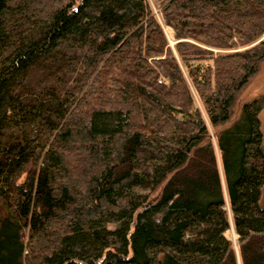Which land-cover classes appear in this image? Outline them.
Listing matches in <instances>:
<instances>
[{
  "label": "trees",
  "instance_id": "trees-1",
  "mask_svg": "<svg viewBox=\"0 0 264 264\" xmlns=\"http://www.w3.org/2000/svg\"><path fill=\"white\" fill-rule=\"evenodd\" d=\"M155 1L0 0V264H264V0Z\"/></svg>",
  "mask_w": 264,
  "mask_h": 264
},
{
  "label": "rangeland",
  "instance_id": "rangeland-1",
  "mask_svg": "<svg viewBox=\"0 0 264 264\" xmlns=\"http://www.w3.org/2000/svg\"><path fill=\"white\" fill-rule=\"evenodd\" d=\"M147 1L150 2L152 11L155 13L160 24H162L169 45L173 46L176 41L173 35V31L169 26L163 23L161 14L160 12H158L159 5L157 1L155 0H147ZM62 61H63L62 56L58 52V54H54L52 57L46 59V61L40 62L39 65L30 72L29 77L26 80L25 83L26 84L25 88L27 91L26 94H30L35 97L37 96L38 99H41L42 98L41 95L43 94L42 93L43 89L47 90L48 87L53 86L57 90V92L60 93L61 96H63L66 88L69 87V85H71L73 81V77L69 75L66 76L63 74ZM257 66H258L257 71L250 77L246 85L243 86L240 89V91L237 93L234 103L230 108L231 118L229 121H232L238 115V112L240 111L242 105L246 103L247 100L258 98V96L264 97V59L261 60ZM181 69L183 70L186 80H188V69H186L183 64H181ZM58 76H59V80L57 79ZM190 87H191V92H193L195 104L197 105L202 115L204 116L206 121V126L209 129L210 136L211 138H213L215 132L218 131L219 129H222L226 123H224L223 125H219L217 127H213V126L211 127L208 119L206 118V115L203 110V106L199 101L196 92H194L192 86ZM259 113H260L259 118L261 125L260 130L263 136L261 147L264 148V109H262ZM9 130H11V128ZM214 142H215V138H214ZM260 203L261 205L264 206V186L261 189ZM225 208L229 212L230 208H228V204H225ZM113 226H115V224H112L110 227ZM232 230L233 228L230 227L229 230H227V232L225 233V235L228 239L234 242L235 248H237V242H236L237 235H235L234 231Z\"/></svg>",
  "mask_w": 264,
  "mask_h": 264
},
{
  "label": "crops",
  "instance_id": "crops-1",
  "mask_svg": "<svg viewBox=\"0 0 264 264\" xmlns=\"http://www.w3.org/2000/svg\"><path fill=\"white\" fill-rule=\"evenodd\" d=\"M231 227H232V225H231ZM237 237V236H236Z\"/></svg>",
  "mask_w": 264,
  "mask_h": 264
}]
</instances>
